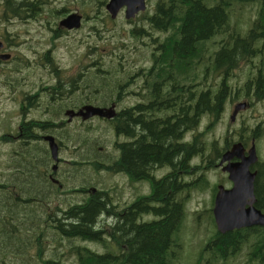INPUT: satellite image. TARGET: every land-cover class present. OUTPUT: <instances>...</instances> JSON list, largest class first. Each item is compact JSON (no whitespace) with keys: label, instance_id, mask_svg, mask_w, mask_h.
Returning <instances> with one entry per match:
<instances>
[{"label":"trees","instance_id":"obj_1","mask_svg":"<svg viewBox=\"0 0 264 264\" xmlns=\"http://www.w3.org/2000/svg\"><path fill=\"white\" fill-rule=\"evenodd\" d=\"M107 2L108 0H99L97 16L86 17L101 22L103 27L110 19L104 11ZM38 3L39 0H2L4 9L0 5V17L5 20L9 16L19 17L24 10L38 9ZM235 5H252L255 8L253 21L245 32L240 26L237 27L239 29L231 26L230 16L233 15ZM137 21L138 24L135 23L127 29L126 35L122 36L119 31L112 39L107 38L112 40L111 44H115L113 49L123 48L120 53L119 50L114 52L115 57L123 58L124 63H131L133 66L125 71L124 77L119 81L122 83L126 77L134 79L138 61L139 65L144 64L150 68L155 66L157 69L149 78V88L155 74L157 80L165 77L173 85L187 83L190 89L189 113L188 119H185L187 131L194 128L203 117H221L232 91L227 85V77L231 76L240 60L252 58L251 51L255 42L264 41V0H159L152 9L143 12ZM97 27V30H90L94 32V37L96 33H101L99 26ZM219 37L221 39L216 40ZM210 42L216 43L215 47L208 46ZM125 51H132L134 58L123 57ZM114 60V57L110 59L111 62ZM109 69L108 63L103 70H95L93 89L101 93V99L110 103L118 101L115 99L116 93L124 85L118 84L119 91L113 87L114 80L107 79ZM211 75H222L221 84L216 83L214 78L210 79ZM262 82L264 83V78H258L256 84L250 87L252 81H248L245 85L246 97L251 88L256 93V99H263ZM202 86H206V89H200ZM119 114L116 113L115 118L107 122L79 125L76 129L81 128L82 131L76 132L71 127L63 128L57 135L60 154L62 150L68 149L75 156L74 160L67 162L69 168H65L64 181L61 173L64 162L62 158L59 166L57 164V172L54 171L56 174L52 175L60 178L61 189L51 184L48 177L41 172L43 169L51 171L52 164L49 151L43 143H35L34 138L27 135L26 142L18 146V169L13 173L9 171L10 152L7 147L5 153L8 169L0 170V264L175 262L180 249L177 237L184 221V205L174 203L170 207L155 209L139 205L136 213H149L158 219L135 225L133 217L136 213H132L129 220L131 233L112 235V241L106 238L100 225V218L107 206L106 201L113 202L116 193L114 185L107 186L103 183L104 175L115 174L122 166L130 169L127 173L133 179L144 178L145 167L155 160L157 163L161 162L159 155L163 151L166 154L172 150L170 145L164 150L161 146L167 145L171 136L175 139L180 128L175 125L173 132L170 129L160 135L161 137L154 135L152 142L160 147H144L140 151L132 144L122 151L120 136L125 133L127 137H134L132 135L135 124L128 116L126 121L121 122L118 119ZM181 122L182 119H179L177 123L181 126ZM97 125L104 126L95 129L94 126ZM98 134L103 142L114 139L113 144L117 151L123 152L121 160L120 155L118 158L112 157L109 152L104 151V146L98 145L92 139V135ZM160 139L161 142L156 141ZM193 151V146H190L189 153ZM103 153L105 157L101 159ZM139 160L142 163L141 173H138L139 167L136 166ZM135 169L138 171H134ZM162 187L163 181L159 182V188ZM178 187V184H173V191L178 190ZM57 194H60L59 218H56L54 211L49 217V210L45 205L39 204L30 210L26 208L28 203L21 205L22 200L28 201L33 195L39 201L54 202ZM212 224L214 226V221ZM88 244H96L101 250L92 249ZM112 244L117 246V250H109ZM244 249L247 251V264H264V228L250 227L225 234L214 230L203 249L206 257L197 264H218Z\"/></svg>","mask_w":264,"mask_h":264},{"label":"rangeland","instance_id":"obj_2","mask_svg":"<svg viewBox=\"0 0 264 264\" xmlns=\"http://www.w3.org/2000/svg\"><path fill=\"white\" fill-rule=\"evenodd\" d=\"M158 1L147 0L146 11L149 8L152 9L154 3ZM98 2L99 0H39L37 7L40 10L29 12L32 17L25 18L24 15L17 19L11 17L13 23L8 26L5 19L0 17V41L3 42L0 56L9 55L12 57L10 61L0 60V170L8 169L7 154L5 153L8 145L4 133L8 131L11 125L12 116L15 113L13 109H18V115L21 116L24 110L20 106L27 105L26 100L37 101L39 98L32 96L31 92L39 89V94H41L47 92L45 90L46 84L52 85L54 84L53 81L58 79L65 82L71 80L69 72L65 69L70 67L71 58H85L88 54L95 59L101 58L100 67L102 69L106 68L109 63L110 73L107 79L114 80L113 87L117 91H119L118 84L122 85V83L123 88H132L133 78L126 77L122 83L119 79L124 77L125 71L133 66L131 63H124L123 58L115 57L114 52L119 50L118 53H120L123 48L113 49L115 44H111L113 43L112 40L107 38L112 39L119 31H121L122 36L126 35L127 29L134 26L135 23L138 24L137 19L143 12L133 19L126 20L124 11H120L115 19L110 18L103 27L100 25L101 22L87 19L82 22L83 27L80 30L77 29V33H69L67 36L62 33V30H56L59 22L74 11L82 15L87 13L92 17L95 16L99 7ZM0 5L4 9L2 0H0ZM254 9L252 5L243 7L235 5L233 15L230 16L231 26L234 25L235 29L242 28L245 32L253 21ZM104 11L108 14L105 7ZM96 25L99 26L101 33H96L95 37L91 38L89 36L90 30L91 28L97 30ZM238 26L240 27L237 28ZM220 39L219 37L216 40ZM81 40L83 41L82 45H80ZM85 41L91 43L89 47L85 46ZM215 45L216 43L213 42L208 44L210 47H215ZM49 50L50 53L47 56L53 55L60 67H56L52 60L47 61L45 52ZM113 57L115 60L111 62L110 59ZM123 57L134 58L132 51H125ZM248 65L249 63H241L231 73V76L227 77V85L232 91L221 117L210 116L209 119L203 117L194 128L183 133V143L187 147L188 144L193 146L195 152L190 154L187 168L189 177L184 179H187V182L193 186L188 189L189 196L184 204V221L177 237L180 249L173 264H197L200 259L206 257L203 253L204 246L216 230L215 224L214 226L212 224V189L219 183L223 185L226 183L224 175L221 173L222 156L229 152L234 144L238 143L243 146L244 152L247 153L251 148V142H253L255 143L257 161L260 162L258 166L264 164V98L256 99V93L253 89V93L249 91L248 97L245 94L246 83L256 78L255 73L258 72V69L264 72V53L255 58L250 66ZM56 68H60V70L55 71ZM216 77L218 78L216 79ZM211 78H214L216 83L221 84L222 75H211ZM256 81L252 82V86L255 85ZM83 82L90 83V80L84 79ZM214 86L216 87V85ZM200 89L204 90L206 86H202ZM28 93L31 96L27 95L25 98V94ZM121 98L122 92L116 93L115 99L120 101ZM38 102L40 104L45 102L42 96ZM239 104H245L246 107L243 110H238L231 120L234 107ZM41 117H47V112H42ZM103 126L97 125L94 128L99 129ZM78 130L82 131L81 128H78L76 132ZM253 133H255L254 136ZM92 139L97 141L98 145L104 146V151L109 152L112 157H119L120 153L113 144L114 139L103 142L100 134L92 135ZM4 143L6 144L4 145ZM104 157L105 153L100 158L104 159ZM61 158L64 160L61 166L62 181H64L66 177L65 168H69L67 162L74 160L75 156L68 149H64L61 152ZM203 179L208 181V185L204 186ZM223 179L224 181H221ZM103 183L107 186H118L119 176L105 174ZM114 190L116 191L114 194L116 199L120 193L115 187ZM23 204L22 202L21 205ZM47 210L49 209L47 208ZM145 219L149 221L153 217L148 215ZM88 246L95 250H101V247L96 244H88ZM109 250H117V246L112 244ZM246 254L247 251L244 249L226 261L218 262V264H247Z\"/></svg>","mask_w":264,"mask_h":264},{"label":"flooded vegetation","instance_id":"obj_3","mask_svg":"<svg viewBox=\"0 0 264 264\" xmlns=\"http://www.w3.org/2000/svg\"><path fill=\"white\" fill-rule=\"evenodd\" d=\"M39 10L40 9L24 10L19 17H21L22 15H24L25 18L32 17L29 12H38ZM8 14L10 15V13ZM77 14L81 17V25L78 28L80 30L81 27H83L82 22L88 19V17H86L87 15H90L87 13H83L82 15L79 12H77ZM19 17H16L15 19ZM88 20L93 21V19ZM5 22L7 26L11 25L13 23V18H10L9 16L7 17ZM58 26L56 30H62V33H64L65 36H67V34L69 33L78 32L77 29L65 30V28L62 29V27ZM89 36L91 38H94V32H91ZM0 42L2 43V50L3 42ZM82 43L83 41L81 40L80 45H82ZM90 44L91 43H89L88 41H85V46L89 47ZM254 45V48H252L253 51H251L252 58H249L248 60H240L236 68H238L241 63H249L248 66H250L255 58H258L259 55L264 53V41L255 42ZM45 53L47 61L52 60L55 63L56 67H60L59 63L55 60V57H53V55L47 56L50 53V50ZM88 55L85 58L82 57L70 59V67L65 68L67 72H69L70 76H68L71 79L68 82L58 79L57 81H53L54 84L52 85L46 84L45 90L47 92L39 94V89L35 92H31L33 94L32 96L39 98L37 101L26 100L27 105L20 106L21 109L24 110L21 116L18 115V109H13V112L15 113H13L11 125L8 131L4 133V135H6L7 145L10 152L8 156L9 171L13 173L14 170L18 169V146L26 142L25 138L27 137V135H31L34 140L43 143L49 151L48 142L45 140V137H51L57 144V141H59V137H57V135L63 131V128L71 127L74 129V131H76V128L79 125H90L93 122L110 121L115 118L116 113L119 112L120 114L118 116V119L120 118L121 122L126 121L128 116L130 120H134L135 124L134 133L132 135L134 137H127L126 135H124L125 133H123V136H120V145L122 146V151L126 146L132 144H135L136 149H139L141 151V149L144 147L152 149L155 146H159L156 142H152V137L154 135L160 136L167 133L170 129L171 132H173V128L175 125L180 127L176 132L175 139L171 136L169 138L170 142L167 145L164 144V146H161V149L164 150V148H167L170 145L172 150L166 152V154H163V151L161 155H159V159L162 160L161 162L157 163V160L150 162L144 169V178L139 177L137 179H133L132 175L130 173H127L128 171H130V169L128 170L122 166L120 168L121 170L113 174L114 176H119L118 186L114 185V187L117 188L120 196L114 199L113 202L108 203L105 200L107 206L100 218V225L103 227L106 238L110 240L112 235H117L118 233L129 235L131 233L129 232L131 230V224L129 220L131 218V214L136 213V208L139 205H144L151 209H155L170 207L174 203L178 205L180 204L181 206L185 204V201L189 196L188 189L189 187L193 186L190 185V182H187V179L184 180L186 177H189L187 168L190 157V146L188 144L187 147L183 143V133L185 132V127L187 126V121H185V119H188L190 89L188 88L187 83H184L182 85H173L172 81L168 80L165 77L157 80L156 74L154 79L152 80L151 87L149 88V82H151L149 78L152 76L154 71H157V69L155 66H151L150 68L149 66L144 64L139 65L137 61L132 88H122L118 92H122L121 100L112 101L109 103L107 100L101 99V93L93 89V74L95 70H103L100 67L101 58L95 59ZM7 60H12V57L9 56ZM59 70L60 68L55 69V71ZM255 75L256 78L253 81L258 80V78H264V72H262L261 69H258V72L255 73ZM84 79H89L91 84L88 82H83ZM77 80L80 81L78 82ZM249 81L251 82L252 80ZM261 85L264 88L263 82ZM250 87H253L252 83H250ZM249 91H251V88ZM27 95L31 96V94L28 93L25 94V98L27 97ZM41 96L43 97L45 102H42L40 104L38 101ZM87 105L99 107L102 109H108L112 107L115 112V116L110 120L100 119L98 117H93L85 121L77 116H72L70 118L71 112L76 114L80 109ZM42 112H47V117L42 118ZM180 113L181 115L179 116ZM179 119H182L181 126L177 123ZM45 128H47V130H45ZM254 135L255 133H253V136ZM65 137H67V135H65ZM156 141L161 142L162 139ZM252 145L255 146V143L251 142V146ZM122 151L119 152L120 160L122 159ZM58 153L59 161L57 164L59 165L61 160L59 146ZM243 155L245 156L247 155V153L244 152ZM51 161V171H46L45 169H43L41 170V172L48 177L47 180L51 184H54L59 189H61L59 180L60 178H57V176H52L56 174L57 170L56 172L52 170V167L55 163L52 159ZM237 162H240V160L233 158L229 163ZM259 163L260 162L257 161L250 167V172L255 174L253 188L254 202L252 206L255 209L261 211L262 214H264V168L262 169V164L258 166ZM226 164H228V162L223 163L221 167V173L224 175L226 183L225 185L219 183L213 187L211 195L212 205L214 204V198L219 187H222L226 190L233 187V182L229 178L230 174L222 170V168L226 166ZM136 166L139 167L138 173H141L142 163L140 160L136 163ZM134 171H138V169H135ZM111 175L112 174H110V176ZM224 179L221 181H224ZM161 181H163V187L160 189L159 182ZM203 183L204 186L208 185V181H206L205 179H203ZM173 184H178L179 189L173 191ZM185 192L186 194H184ZM59 197L60 194H57L56 201L52 202L50 200L48 202H45L39 201L37 196L33 195L32 198L27 199L28 201L22 200V202L28 203L27 210L36 208L39 204L45 205L49 209V217H51V214L54 211L55 215L57 214L56 218H59ZM248 206L249 205H245V207ZM148 215L152 216L153 219L149 221L146 220L145 217H147ZM157 219V216H153L149 213H136L133 217V223L135 225H138ZM110 241H112V239Z\"/></svg>","mask_w":264,"mask_h":264},{"label":"water","instance_id":"obj_4","mask_svg":"<svg viewBox=\"0 0 264 264\" xmlns=\"http://www.w3.org/2000/svg\"><path fill=\"white\" fill-rule=\"evenodd\" d=\"M146 1L147 0H108L105 9L111 19H115L120 11H124V18L130 20L146 10ZM80 19V15L74 12L61 20L59 22V27L67 30L78 29L81 25ZM1 48L2 43L0 42V49ZM8 58L9 55L0 56V59L3 61ZM244 108L245 104L236 105L231 120H233L238 110H243ZM72 116L80 117L83 121L93 117L110 120L115 116V112L112 107L102 109L87 105L76 114L71 112L70 118ZM45 140L48 142L51 159L55 163L52 170L55 171L59 161L58 146L51 137L47 136ZM243 154V146L238 143L234 144L231 150L225 153L221 158V165L228 162L222 170L230 174L229 178L233 182V187L228 190L219 187L214 198L212 215L216 230L220 234L250 227L264 228V214L252 206L254 202L253 188L255 174L250 172V167L257 162L254 145L251 146L247 155L244 156ZM233 158L240 160V162L229 163ZM245 205L249 206L245 207Z\"/></svg>","mask_w":264,"mask_h":264},{"label":"bare ground","instance_id":"obj_5","mask_svg":"<svg viewBox=\"0 0 264 264\" xmlns=\"http://www.w3.org/2000/svg\"><path fill=\"white\" fill-rule=\"evenodd\" d=\"M260 86V85H259Z\"/></svg>","mask_w":264,"mask_h":264}]
</instances>
